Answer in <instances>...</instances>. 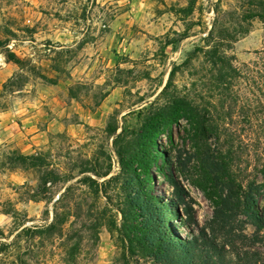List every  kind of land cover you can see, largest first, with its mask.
Returning a JSON list of instances; mask_svg holds the SVG:
<instances>
[{
    "label": "rangeland",
    "instance_id": "1",
    "mask_svg": "<svg viewBox=\"0 0 264 264\" xmlns=\"http://www.w3.org/2000/svg\"><path fill=\"white\" fill-rule=\"evenodd\" d=\"M263 86L264 0H0V264H161L139 215L121 242L126 188L107 183L122 171L118 154L131 161L133 193L163 203L172 182L184 191L168 236L211 234L221 194L201 163L207 150L241 157L235 172L248 169L264 213V177L250 175ZM179 102L205 116L207 135L182 105L171 118ZM51 172L60 182L44 187ZM84 179L106 186L98 195ZM242 227L218 243L264 259Z\"/></svg>",
    "mask_w": 264,
    "mask_h": 264
},
{
    "label": "trees",
    "instance_id": "2",
    "mask_svg": "<svg viewBox=\"0 0 264 264\" xmlns=\"http://www.w3.org/2000/svg\"><path fill=\"white\" fill-rule=\"evenodd\" d=\"M189 12V9L170 11L175 17L183 13L189 14ZM212 54L216 55V53L211 52L208 54V59H211ZM220 62L219 65L214 66H225L222 65L223 61ZM181 105L184 108L183 112L185 118H187L186 120L191 118V121L193 120V123L200 129L202 137L207 135L205 116L202 118L203 116H200L197 108L191 106L188 102L175 103L170 109L171 118L174 119L179 114ZM251 117V131L256 135L257 146L253 147L252 154L256 166L250 175L264 177V103L258 102L252 111ZM148 123L151 122L147 120V125ZM151 130L152 128L143 125L140 137L145 141L149 138ZM227 150L229 149H226V151L219 150L216 153L203 150L204 152L201 154V163L207 172V179L210 180L211 184L220 188L221 196L215 202L214 217L211 222V230H209L211 232L210 236L204 229L198 236H192L186 240L173 235L168 236L166 227L169 223V214L177 212L172 209H177V204L179 205L182 202L181 196H184V191L172 182L174 190L169 193V199L163 198V203L158 202L149 191L133 193L132 185L136 177L132 167L128 166L131 161L130 159H124L122 154H118L122 171L107 183L122 182V185L126 188L127 198L123 203H120L121 210L118 209L117 211L124 222L121 229H118L121 242L127 245V231L137 232L134 227V217L139 215L142 220L138 228L142 234L143 246L152 251V254L161 264H264L263 257L258 253L236 254L235 251H231L232 249L227 247L228 245L218 243L217 235L219 232L227 237L240 238L235 233L234 224H241L243 226L242 232L245 230L244 226L251 225L254 228L252 240L255 244L264 247V213L259 210L256 200L257 192H259L257 183L252 181L253 178L246 177L248 169L245 171L244 178L239 180L240 175H237L235 168H240L241 157H236L232 150ZM151 158L152 156L149 154L146 159L151 161ZM22 160L25 163L32 161L30 158H23ZM109 175H106V177ZM142 175L147 179L150 178L146 173ZM59 182L60 177L52 172L46 173L42 179L44 187L47 184L55 186ZM81 184L83 186L84 184L95 186L98 195L106 186H99L91 179H84ZM103 194L106 195V193ZM241 218H244L247 222L241 221ZM128 222H130V229L126 227ZM191 222L190 220L189 224ZM242 238L243 240L247 239L243 234ZM229 256L233 257L230 259ZM125 264H129L127 260Z\"/></svg>",
    "mask_w": 264,
    "mask_h": 264
},
{
    "label": "crops",
    "instance_id": "3",
    "mask_svg": "<svg viewBox=\"0 0 264 264\" xmlns=\"http://www.w3.org/2000/svg\"><path fill=\"white\" fill-rule=\"evenodd\" d=\"M171 14V13H170ZM171 15H173V14H171ZM174 16V15H173Z\"/></svg>",
    "mask_w": 264,
    "mask_h": 264
}]
</instances>
